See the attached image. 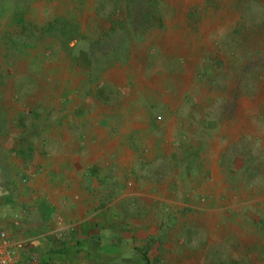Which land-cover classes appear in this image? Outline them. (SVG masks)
<instances>
[{
    "label": "rangeland",
    "instance_id": "rangeland-1",
    "mask_svg": "<svg viewBox=\"0 0 264 264\" xmlns=\"http://www.w3.org/2000/svg\"><path fill=\"white\" fill-rule=\"evenodd\" d=\"M0 70L2 87L15 77L29 109L48 108L43 120L61 125L60 137L136 159L98 185L146 190L128 197L136 214L126 215L145 218V229L175 228L176 215L154 206L176 196L165 188L184 186L191 166L195 191L204 155L218 150L210 164L224 172L225 192H194V208L177 213L208 221L204 264H264V0H0Z\"/></svg>",
    "mask_w": 264,
    "mask_h": 264
},
{
    "label": "crops",
    "instance_id": "crops-1",
    "mask_svg": "<svg viewBox=\"0 0 264 264\" xmlns=\"http://www.w3.org/2000/svg\"><path fill=\"white\" fill-rule=\"evenodd\" d=\"M119 73L125 77V70L120 69ZM12 81L8 88L0 83V232H5L7 237L0 248L3 264H204L205 254L199 251L204 247L198 244L208 238L201 228L208 221L180 217L182 213L178 214L177 210H192L194 204L189 198L194 194L225 192L220 182L224 172L210 164L215 163L213 153L218 150L211 149V153L204 155V179L200 186L196 183L195 191L191 166L185 173L184 186L177 185L174 179L166 186L176 196L154 206L155 214L159 215V209L164 206L176 215L170 223L177 224L175 228L162 231L159 222L153 230L145 229V218L126 216L136 214L128 207V197L137 195L138 191L140 196L143 189L137 191L102 182L98 185L99 178L114 174L111 169L122 171L136 159L123 164L120 158L114 161L112 154L97 152L98 145L96 141L91 143V138L60 137L59 124L43 120L48 108L45 111L43 106L29 109L33 102H27L24 94L16 92L15 77ZM31 94L36 99L43 98L41 93ZM38 114L40 120L33 122L31 116ZM20 116H24L23 122ZM215 185L217 190L212 189ZM179 188L189 194L185 202L177 198ZM110 189L119 196L107 198ZM231 189L240 193L241 185H231ZM212 208L206 205L202 210ZM236 220L245 225L254 222L250 218L227 221ZM242 235L237 238L252 237L251 233ZM210 238L212 242L224 244L226 237ZM223 244L220 250L224 249ZM219 261L224 264L225 257Z\"/></svg>",
    "mask_w": 264,
    "mask_h": 264
},
{
    "label": "built area",
    "instance_id": "built-area-1",
    "mask_svg": "<svg viewBox=\"0 0 264 264\" xmlns=\"http://www.w3.org/2000/svg\"><path fill=\"white\" fill-rule=\"evenodd\" d=\"M6 239L7 237H6L5 232H0V248H1L2 242H6ZM3 263H4V260L1 257V251H0V264H3Z\"/></svg>",
    "mask_w": 264,
    "mask_h": 264
},
{
    "label": "bare ground",
    "instance_id": "bare-ground-1",
    "mask_svg": "<svg viewBox=\"0 0 264 264\" xmlns=\"http://www.w3.org/2000/svg\"><path fill=\"white\" fill-rule=\"evenodd\" d=\"M192 39V38H191ZM212 217V216H211Z\"/></svg>",
    "mask_w": 264,
    "mask_h": 264
}]
</instances>
